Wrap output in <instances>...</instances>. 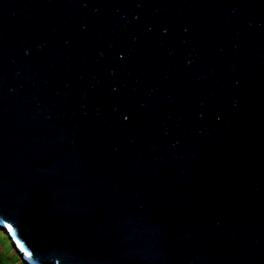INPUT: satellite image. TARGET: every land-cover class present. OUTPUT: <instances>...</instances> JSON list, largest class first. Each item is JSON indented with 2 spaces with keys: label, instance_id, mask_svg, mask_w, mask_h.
<instances>
[{
  "label": "water",
  "instance_id": "95a60500",
  "mask_svg": "<svg viewBox=\"0 0 264 264\" xmlns=\"http://www.w3.org/2000/svg\"><path fill=\"white\" fill-rule=\"evenodd\" d=\"M0 228L28 264H264V0H0Z\"/></svg>",
  "mask_w": 264,
  "mask_h": 264
},
{
  "label": "rangeland",
  "instance_id": "374dc122",
  "mask_svg": "<svg viewBox=\"0 0 264 264\" xmlns=\"http://www.w3.org/2000/svg\"><path fill=\"white\" fill-rule=\"evenodd\" d=\"M0 264H27L13 246L9 235L0 228Z\"/></svg>",
  "mask_w": 264,
  "mask_h": 264
},
{
  "label": "clouds",
  "instance_id": "9594fccd",
  "mask_svg": "<svg viewBox=\"0 0 264 264\" xmlns=\"http://www.w3.org/2000/svg\"><path fill=\"white\" fill-rule=\"evenodd\" d=\"M26 262V261H25ZM28 264V263H27Z\"/></svg>",
  "mask_w": 264,
  "mask_h": 264
}]
</instances>
